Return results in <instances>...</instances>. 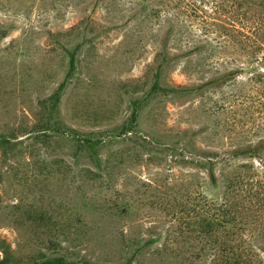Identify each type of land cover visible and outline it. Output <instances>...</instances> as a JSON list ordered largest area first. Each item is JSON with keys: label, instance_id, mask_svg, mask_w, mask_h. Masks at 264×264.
Returning a JSON list of instances; mask_svg holds the SVG:
<instances>
[{"label": "rangeland", "instance_id": "obj_1", "mask_svg": "<svg viewBox=\"0 0 264 264\" xmlns=\"http://www.w3.org/2000/svg\"><path fill=\"white\" fill-rule=\"evenodd\" d=\"M255 73L264 0H0V264H264Z\"/></svg>", "mask_w": 264, "mask_h": 264}, {"label": "trees", "instance_id": "obj_2", "mask_svg": "<svg viewBox=\"0 0 264 264\" xmlns=\"http://www.w3.org/2000/svg\"><path fill=\"white\" fill-rule=\"evenodd\" d=\"M258 36L259 34L256 33L255 27L243 26L241 30V70L226 71L224 73L219 74L217 77L211 79L210 81L206 82L205 84L198 86L196 88H187V89L176 88V89H171L167 91L194 92V91L203 90L210 86L217 87L221 85H226L228 82L234 79H237L240 76H243L246 72V68L249 69V67L245 68L244 66L252 65V63H254V60L258 57V55L262 51ZM76 51L77 50H75L71 54L70 72L67 76V79L68 77H70V75H72V73L75 70L76 57H77ZM161 67H163V65H161ZM250 82L259 86L261 90L263 91L262 95L260 96L261 98L260 102L264 105V74H260V73L252 74V78L250 79ZM65 87H66V81L60 85L59 93L62 92L65 89ZM77 138L82 140L84 142V145L90 150L97 149L100 143V142H95L92 139H82L80 137H77ZM235 153H236L235 156L237 157L253 156L255 158H260L262 155H264V139H261L255 146L246 148L241 151H237ZM211 178H214L213 172H211ZM47 264H76V263L60 259L57 261L48 262Z\"/></svg>", "mask_w": 264, "mask_h": 264}]
</instances>
